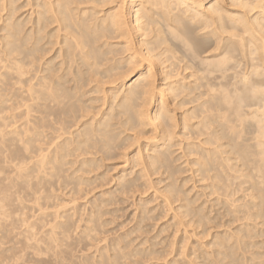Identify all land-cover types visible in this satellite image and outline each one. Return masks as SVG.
Instances as JSON below:
<instances>
[{"label": "bare ground", "instance_id": "obj_1", "mask_svg": "<svg viewBox=\"0 0 264 264\" xmlns=\"http://www.w3.org/2000/svg\"><path fill=\"white\" fill-rule=\"evenodd\" d=\"M0 256L264 264V0H0Z\"/></svg>", "mask_w": 264, "mask_h": 264}, {"label": "rangeland", "instance_id": "obj_2", "mask_svg": "<svg viewBox=\"0 0 264 264\" xmlns=\"http://www.w3.org/2000/svg\"><path fill=\"white\" fill-rule=\"evenodd\" d=\"M113 173H114V174H113ZM111 174H112V175H111ZM111 174H109V176L112 177V176H114V175L116 174V172L113 171ZM110 183L112 184V182L110 181L109 184H108V187L106 186V188H109V187L111 186ZM109 185H110V186H109ZM106 188L104 187V189H106ZM100 189H101V188H100ZM95 190H96V191H94L95 193H96V192L99 193V192L101 191V190H99V188H98V189L96 188ZM102 190H103V189H102ZM95 193H94V194H95ZM92 194H93V193H91V195H89V198H87V200H89L90 198H92V197L94 196V194H93V195H92ZM90 196H91V197H90ZM84 199H85V197H84ZM84 199H80V200L78 201V204H81V203H79V202H82V203L84 204V202L87 201L86 199H85L86 201H85ZM120 199H121V198H120ZM125 199H126V198H125ZM128 199L130 200V197H129ZM81 200H82V201H81ZM129 200H126L127 202L125 201V204H122V203H123V202H122V203H119L118 205H115L116 207L118 206V207H117L118 209H119V206H120V208H121V209H119L120 212H117L116 215H115V216H117V217H116L117 219L115 218L117 222H116L115 220H114V223L111 221L112 219H114V217L112 218L111 215H110V217H106L107 219H108V218H111V219H109V220L114 224V226H113V224L111 225L112 227L109 225L107 230H110V229L112 228L111 231H115V233H116V231H119V232H117L118 235H117V234L114 235L113 232L108 231L107 233H105L107 236H111V237L119 236V234L125 233V231H129V230H126V229H130V228L132 227L133 222H132V224H131V220L129 219L128 216H130V218H131V216H132L131 214L134 215V213H132V211L135 212V206L133 207V206L131 205L132 198H131V200H130L131 202H130ZM83 201H84V202H83ZM129 203H130V204H129ZM154 203H155V202H154ZM154 203H153L151 206H153V205L156 206V205H155L156 203H155V204H154ZM88 206H89V204H88ZM115 206H113V207L116 208ZM121 206H122V207H121ZM130 206H131V208H130ZM83 207H84V206H83ZM127 207H128L129 209H127V211H126L125 209H126ZM117 214H118V215H117ZM112 216H113V215H112ZM119 216H120V217H119ZM131 219H132V218H131ZM133 220H134V218L132 219V221H133ZM166 220H167V219L164 218L162 221L159 220L160 222H158V223L162 224V222H165ZM115 223H116L117 225H116ZM128 223H129V225H128ZM110 224H111V223H110ZM121 224H122V225H121ZM117 226H119V227H117ZM122 226H125V227H122ZM127 227H128V228H127ZM129 227H130V228H129ZM113 228H114L115 230H114ZM117 228H118V229H117ZM119 228H121V229H119ZM23 229H24V228H23ZM23 229H22V230H23ZM116 229H117V230H116ZM107 230H106V231H107ZM78 231H79V230H78ZM109 232H110V234H108ZM120 232H121V233H120ZM111 233H112L114 236L111 235ZM21 236H22V235H21ZM104 236H105V235H104ZM23 237H24V235H23ZM23 237H21V239H22ZM101 237H102V236H101ZM111 237H110V238H111ZM19 238H20V236H19ZM102 238H103V237H102ZM105 238H106V237H105ZM107 238H109V237H107ZM23 239H24V238H23ZM102 243H103V242H102ZM102 243H101V245H102ZM103 244H104V243H103ZM8 245H9V244H7L6 247H8ZM99 245H100V244H99ZM10 246H11V244L9 245V247H10ZM90 247H91V246H90ZM92 248H94V246H92ZM92 248H91V249H92ZM88 249H89V248H88ZM88 249H87V250H88ZM91 249H89L90 251H89V250L87 251V252L90 253V254L93 252V250H95V249H92V250H91ZM91 251H92V252H91ZM80 252H81V251H80ZM80 252L77 253L78 256H81V255H83L84 253H86L85 250H84V253H83V252L80 253ZM88 253H87V254H88ZM84 255H85V254H84ZM1 260H2V257L0 256V264H1ZM9 263H10V262H9ZM10 264H11V263H10ZM26 264H27V263H26ZM28 264H31V262L29 261Z\"/></svg>", "mask_w": 264, "mask_h": 264}]
</instances>
